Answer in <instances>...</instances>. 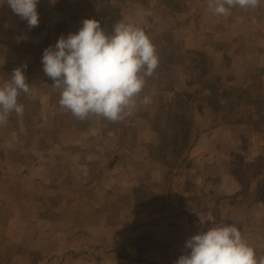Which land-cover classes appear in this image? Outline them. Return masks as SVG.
Returning a JSON list of instances; mask_svg holds the SVG:
<instances>
[{
	"label": "rangeland",
	"instance_id": "obj_1",
	"mask_svg": "<svg viewBox=\"0 0 264 264\" xmlns=\"http://www.w3.org/2000/svg\"><path fill=\"white\" fill-rule=\"evenodd\" d=\"M82 4L87 9L100 5L104 20H123L142 29L154 44L159 63L125 123L107 124L101 117L90 116L81 125L87 132L88 163L100 158L99 165L104 167L87 173L86 186L82 185L84 189L75 195L104 197L107 192L118 197L117 204L100 203V210L117 212L120 220L127 210V220L133 213L137 220L127 226L122 221L120 228H146L149 223L142 208L158 205L160 199L173 194L180 170L184 173L182 187L188 188L184 182L191 178L196 195L205 194V185L210 189L225 180L234 211L232 220L225 222L240 229L260 258L264 255V16L259 14L264 11L237 6L230 15L217 16L209 0H84ZM258 6L264 9V0ZM102 28L107 33L112 30L110 25ZM24 74L28 81L31 76L26 71ZM38 77L42 83L51 81L43 71H38ZM18 98L22 99L20 95ZM32 114L31 107L24 109L22 116L12 113L8 118L11 125H0V243L3 237L10 240L1 236L7 221L11 220L12 228L26 223L28 233L20 245L28 246V252L17 249L21 257L24 254V264L39 258L37 251L29 252L31 244L41 248V236L31 237L32 231H38V224L32 220L29 206L16 203L21 195L31 198L30 188H17L15 184L21 181L17 178L20 163L35 162L29 149L23 147L25 139L34 141L37 132L31 125ZM23 118L30 122L23 123ZM58 126L60 131L62 124ZM71 128H78L73 119ZM101 131H106L110 139L100 138ZM14 137L17 139L5 140ZM75 146L72 141V148ZM125 163L130 166L128 177L117 184L114 167ZM44 174V180L51 182V177L61 172ZM42 193L40 201L47 198L46 189ZM9 207L18 212H9ZM243 207L248 208L245 218L238 215ZM74 212L79 217V209ZM34 214L43 217L40 223L47 220L46 209L42 213L35 209ZM15 215L17 222L13 220ZM40 227L45 235L48 226ZM4 245L15 248L3 239L1 248ZM7 262L3 264L13 263Z\"/></svg>",
	"mask_w": 264,
	"mask_h": 264
},
{
	"label": "crops",
	"instance_id": "obj_2",
	"mask_svg": "<svg viewBox=\"0 0 264 264\" xmlns=\"http://www.w3.org/2000/svg\"><path fill=\"white\" fill-rule=\"evenodd\" d=\"M82 1L84 0H39L38 26L29 30L26 22L20 20L6 5V0H0V85L8 80V71L27 65L26 72L31 78L27 77L29 80L26 83L30 85V91L27 94L22 92L20 94L22 99L18 98V102L24 105V109L30 107L33 109L30 121L37 131L34 141L29 142L24 138L26 142L23 143L24 149H29L28 152L35 157V162L26 160L20 163L17 178L21 181L15 184L18 185L17 188L31 189L30 200L21 195L15 202L29 206L31 218L38 224V231L36 233L32 231L31 237L41 236L40 249L38 245L37 248L32 246L33 240L29 243L31 244L29 252L37 251L39 258L27 261V264H175L177 258L188 251L184 248L187 239L216 224L225 223L226 219L232 220L234 211L230 208L231 199L228 196L231 193L228 183L221 180L210 189L205 185L203 189L201 188L205 194L200 192L196 195L191 178L189 182H184L188 188L182 187L184 173L180 170V177L174 185V193L166 199H160L158 205L149 204L142 208V215L149 223L146 228L131 226L120 228L122 221L127 226L137 220V218L134 220V213L132 218L127 220L129 213L127 210L124 211L123 220L118 219L117 212L103 213L100 210L102 208L99 206L100 203L117 204L118 197L108 196L107 192L103 193L104 197L75 195L86 186L84 182L87 173L92 174L97 167L99 168L100 158L92 159L88 163L85 143L88 142L87 132L82 130L81 126L87 122L86 119L79 120L63 109L59 105V90L52 86V81L42 83V80L38 79V71H42L41 59L44 49L54 46L61 36L75 34L84 19L97 20L101 27L110 25L111 29L120 21L104 20L100 5L87 9ZM259 11L264 9L257 6L256 12ZM18 37L26 39L18 42ZM72 119L73 124L78 125L74 131L71 128ZM126 120L127 118L120 122L125 123ZM30 121L24 120L23 123ZM104 121L108 124V120ZM6 124L11 125L8 122ZM59 124H62L60 131ZM40 128L47 130L43 131ZM99 137L104 141L110 139L106 131H101ZM11 139L17 137L5 140ZM72 141L76 145L75 148H72ZM22 152L24 154V150ZM44 159L47 161L46 164L39 163ZM129 167L127 163L114 167L117 184L126 181ZM48 171H60L61 174L52 176L49 180L51 182H46L44 173ZM42 189H46L47 198L40 201V197H43ZM86 204L89 206L88 211ZM35 209L40 213L46 209L45 222L40 223L43 217L34 214ZM74 209L80 211L78 220ZM8 210L18 212L10 207ZM247 213V207L238 210V215L244 218ZM234 216H237L236 212ZM13 220L17 222L16 215ZM11 223V220L7 221L6 229L2 230L1 236L4 235L10 240L2 238L0 264L4 261L24 264L25 259L22 258L24 254H21V257L18 253L19 250L21 253L28 252V246L20 245V242H23L22 238L28 233L26 223L25 228L24 226L12 228L9 226ZM44 224L48 226L45 235L39 230ZM3 239L7 244H13L15 248H9L7 245L1 248ZM4 252L7 255L9 253L14 255L9 257ZM152 253L157 256L152 257ZM261 256L264 255L260 254Z\"/></svg>",
	"mask_w": 264,
	"mask_h": 264
},
{
	"label": "clouds",
	"instance_id": "obj_3",
	"mask_svg": "<svg viewBox=\"0 0 264 264\" xmlns=\"http://www.w3.org/2000/svg\"><path fill=\"white\" fill-rule=\"evenodd\" d=\"M39 0H6V5L29 30L38 26ZM260 0H209L217 16L231 14L234 7L256 8ZM26 39L18 37L17 40ZM159 57L145 32L123 20L105 32L100 22L84 19L75 34L58 38L54 46L44 49L42 71L59 90V105L75 118L90 116L111 122L133 115L146 81L154 75ZM27 65L14 68L10 79L0 85V125L12 113L22 116L24 105L19 95L29 93ZM147 98L144 103H147ZM186 254L175 264H264L243 238L235 224L223 223L198 232L185 241Z\"/></svg>",
	"mask_w": 264,
	"mask_h": 264
}]
</instances>
